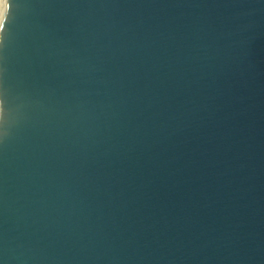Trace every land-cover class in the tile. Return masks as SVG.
Listing matches in <instances>:
<instances>
[{"label": "water", "instance_id": "95a60500", "mask_svg": "<svg viewBox=\"0 0 264 264\" xmlns=\"http://www.w3.org/2000/svg\"><path fill=\"white\" fill-rule=\"evenodd\" d=\"M0 89V264H264V0H14Z\"/></svg>", "mask_w": 264, "mask_h": 264}, {"label": "snow or ice", "instance_id": "6c2138e0", "mask_svg": "<svg viewBox=\"0 0 264 264\" xmlns=\"http://www.w3.org/2000/svg\"><path fill=\"white\" fill-rule=\"evenodd\" d=\"M13 7L14 0H5L3 16L0 18V44L3 43V34L9 27ZM0 94H2V89H0ZM2 103V96H0V104Z\"/></svg>", "mask_w": 264, "mask_h": 264}, {"label": "clouds", "instance_id": "9594fccd", "mask_svg": "<svg viewBox=\"0 0 264 264\" xmlns=\"http://www.w3.org/2000/svg\"><path fill=\"white\" fill-rule=\"evenodd\" d=\"M0 96H2V100H3V103L0 104V123H2L4 121V115H5V99L3 96V92L2 94H0Z\"/></svg>", "mask_w": 264, "mask_h": 264}]
</instances>
